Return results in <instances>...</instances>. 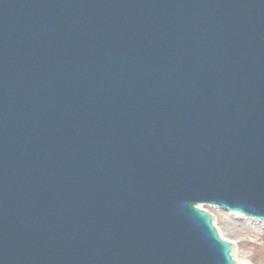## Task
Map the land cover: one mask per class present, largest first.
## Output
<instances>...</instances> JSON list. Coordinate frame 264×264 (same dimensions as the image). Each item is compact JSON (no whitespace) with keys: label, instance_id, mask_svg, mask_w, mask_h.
<instances>
[{"label":"water","instance_id":"water-1","mask_svg":"<svg viewBox=\"0 0 264 264\" xmlns=\"http://www.w3.org/2000/svg\"><path fill=\"white\" fill-rule=\"evenodd\" d=\"M200 205L264 221V0H0V264H238Z\"/></svg>","mask_w":264,"mask_h":264},{"label":"rangeland","instance_id":"rangeland-1","mask_svg":"<svg viewBox=\"0 0 264 264\" xmlns=\"http://www.w3.org/2000/svg\"><path fill=\"white\" fill-rule=\"evenodd\" d=\"M203 208L212 213L221 236L234 243L233 255L238 263L264 264V222L231 215L220 208Z\"/></svg>","mask_w":264,"mask_h":264},{"label":"bare ground","instance_id":"bare-ground-1","mask_svg":"<svg viewBox=\"0 0 264 264\" xmlns=\"http://www.w3.org/2000/svg\"><path fill=\"white\" fill-rule=\"evenodd\" d=\"M212 207H214V206H212ZM214 208H220V207L215 206ZM220 209H221V208H220ZM239 264H243V263H239Z\"/></svg>","mask_w":264,"mask_h":264}]
</instances>
